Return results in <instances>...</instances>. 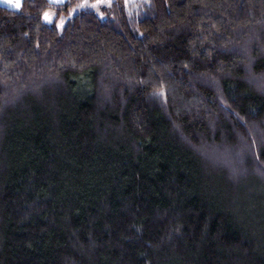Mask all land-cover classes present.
I'll return each mask as SVG.
<instances>
[{
    "label": "trees",
    "instance_id": "1",
    "mask_svg": "<svg viewBox=\"0 0 264 264\" xmlns=\"http://www.w3.org/2000/svg\"><path fill=\"white\" fill-rule=\"evenodd\" d=\"M78 3L0 4V264H264V0Z\"/></svg>",
    "mask_w": 264,
    "mask_h": 264
},
{
    "label": "rangeland",
    "instance_id": "2",
    "mask_svg": "<svg viewBox=\"0 0 264 264\" xmlns=\"http://www.w3.org/2000/svg\"><path fill=\"white\" fill-rule=\"evenodd\" d=\"M21 1L22 0H0V4L7 6L11 9H19L20 7H16L15 5L17 3L20 4L21 6ZM52 4L58 5V4H63L67 0H49ZM111 0H79V3L77 6L80 9H92L94 12H96L100 17H103L104 11L103 7H106L109 5ZM129 1L133 0H125L126 3ZM76 9L74 7H70L67 11L61 9L58 11L55 7H49L45 9L42 13V21L51 24L54 23L58 31H61L65 20L73 15L75 13ZM45 13L48 14V18H45ZM154 97H158V99H161V96L156 95V93H153Z\"/></svg>",
    "mask_w": 264,
    "mask_h": 264
},
{
    "label": "snow or ice",
    "instance_id": "3",
    "mask_svg": "<svg viewBox=\"0 0 264 264\" xmlns=\"http://www.w3.org/2000/svg\"><path fill=\"white\" fill-rule=\"evenodd\" d=\"M15 6H16V7H20V4L17 3ZM45 18H48V14H47V13H45Z\"/></svg>",
    "mask_w": 264,
    "mask_h": 264
}]
</instances>
